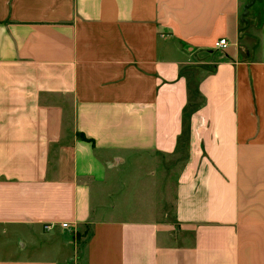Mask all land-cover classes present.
Returning <instances> with one entry per match:
<instances>
[{
  "label": "crops",
  "instance_id": "obj_1",
  "mask_svg": "<svg viewBox=\"0 0 264 264\" xmlns=\"http://www.w3.org/2000/svg\"><path fill=\"white\" fill-rule=\"evenodd\" d=\"M249 2L0 0V264H264V0ZM180 154L173 181L122 183L139 155Z\"/></svg>",
  "mask_w": 264,
  "mask_h": 264
},
{
  "label": "rangeland",
  "instance_id": "obj_2",
  "mask_svg": "<svg viewBox=\"0 0 264 264\" xmlns=\"http://www.w3.org/2000/svg\"><path fill=\"white\" fill-rule=\"evenodd\" d=\"M68 121H73V115L70 114ZM147 160H149V161H147ZM182 160H183L182 154H180V156H176L173 158H165V157L158 156V155H147V156L139 155L138 157H136L134 159L135 163L129 162L125 166L121 167L122 168V183H125L126 180H128L129 178H130V180L131 179L133 180L134 179L133 176L139 170H142L145 174H147V177H145L143 180L139 181L138 187H142L141 184L144 181L152 179L151 172H153L155 170V168H157L160 172H164V174H166L165 178H163V184H164V182L169 183L170 180H172V181L174 180V177H175V174L177 171L176 168L180 167V165L182 164ZM145 161H147L148 163H144L142 165H139L140 163H143ZM154 166H156V167H154ZM122 187H123V185L121 186V189H122ZM128 187H129V185H128ZM165 187H166V190L168 191V194H164V199L161 201L162 202L161 205H162L163 209H162V211H159V212H160V216H162V220L164 222H167L168 224L172 225V224H174V211H173L174 189H173V185H170V186L163 185L161 187L162 191H165ZM128 195H129L130 201L132 202L134 200V198L132 199V195L130 193ZM116 197H118L117 200L121 199V201H122V193H120ZM112 198H114V196H112ZM109 205H111V204H109ZM97 215L99 218L105 217L104 212H102V211H97ZM124 215L128 216L126 214H124Z\"/></svg>",
  "mask_w": 264,
  "mask_h": 264
},
{
  "label": "built area",
  "instance_id": "obj_3",
  "mask_svg": "<svg viewBox=\"0 0 264 264\" xmlns=\"http://www.w3.org/2000/svg\"><path fill=\"white\" fill-rule=\"evenodd\" d=\"M228 46V41L226 38L222 37V38H219L216 43H215V47L218 48V49H225L226 47ZM61 226L63 228H67L68 227V223L66 222H63L61 223ZM51 227V225H45L44 228L45 229H49Z\"/></svg>",
  "mask_w": 264,
  "mask_h": 264
},
{
  "label": "water",
  "instance_id": "obj_4",
  "mask_svg": "<svg viewBox=\"0 0 264 264\" xmlns=\"http://www.w3.org/2000/svg\"><path fill=\"white\" fill-rule=\"evenodd\" d=\"M253 1H254V0H250L248 6L251 5V4L253 3ZM245 10H246V9H245Z\"/></svg>",
  "mask_w": 264,
  "mask_h": 264
},
{
  "label": "trees",
  "instance_id": "obj_5",
  "mask_svg": "<svg viewBox=\"0 0 264 264\" xmlns=\"http://www.w3.org/2000/svg\"><path fill=\"white\" fill-rule=\"evenodd\" d=\"M190 93H191V90H190ZM185 122V121H184Z\"/></svg>",
  "mask_w": 264,
  "mask_h": 264
}]
</instances>
